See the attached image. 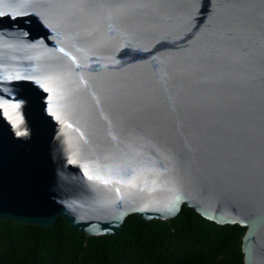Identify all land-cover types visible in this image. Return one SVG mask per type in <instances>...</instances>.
Listing matches in <instances>:
<instances>
[{"label":"water","instance_id":"95a60500","mask_svg":"<svg viewBox=\"0 0 264 264\" xmlns=\"http://www.w3.org/2000/svg\"><path fill=\"white\" fill-rule=\"evenodd\" d=\"M183 206L264 264V0H0V221Z\"/></svg>","mask_w":264,"mask_h":264},{"label":"trees","instance_id":"16d2710c","mask_svg":"<svg viewBox=\"0 0 264 264\" xmlns=\"http://www.w3.org/2000/svg\"><path fill=\"white\" fill-rule=\"evenodd\" d=\"M244 233L186 206L164 222L128 216L115 236L85 237L62 218L49 229L0 221V264H243Z\"/></svg>","mask_w":264,"mask_h":264},{"label":"snow or ice","instance_id":"6c2138e0","mask_svg":"<svg viewBox=\"0 0 264 264\" xmlns=\"http://www.w3.org/2000/svg\"><path fill=\"white\" fill-rule=\"evenodd\" d=\"M18 135H20L21 133H17Z\"/></svg>","mask_w":264,"mask_h":264}]
</instances>
